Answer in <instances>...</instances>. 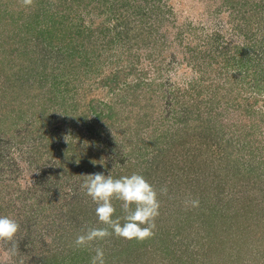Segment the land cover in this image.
Returning <instances> with one entry per match:
<instances>
[{
    "label": "rangeland",
    "instance_id": "rangeland-1",
    "mask_svg": "<svg viewBox=\"0 0 264 264\" xmlns=\"http://www.w3.org/2000/svg\"><path fill=\"white\" fill-rule=\"evenodd\" d=\"M24 1H12L13 8ZM119 3L124 20L139 24L144 35L129 41L133 47L107 46V64L113 63L107 75L133 68L120 73L122 83H140L137 101L129 97L121 123L107 130V174L141 173L160 207L152 237H107V264H264V0ZM97 40L105 45V38ZM252 40L262 42L253 48ZM236 46L243 50L227 62ZM95 56L105 66V47ZM197 65L209 76L200 81L206 86L200 94L191 90L203 76ZM99 93L105 101V91ZM47 113L23 141L0 143L11 158L0 164V215L20 225L15 255L0 240V264H42L45 256L55 264H91L97 248L105 260V238L75 243L88 229L105 227L82 187L85 175L105 173V128L96 124V136L81 122ZM22 118L19 133L37 120L28 113ZM191 199L199 206L185 203ZM113 204L122 216L121 202Z\"/></svg>",
    "mask_w": 264,
    "mask_h": 264
},
{
    "label": "trees",
    "instance_id": "trees-1",
    "mask_svg": "<svg viewBox=\"0 0 264 264\" xmlns=\"http://www.w3.org/2000/svg\"><path fill=\"white\" fill-rule=\"evenodd\" d=\"M12 1L14 0H0V108L8 109L0 116V143L6 144L7 139L16 136L23 141L26 133L30 135L38 131V123L41 122V125L48 119L49 108L54 112L56 120L81 122L82 127L87 126L97 136L99 132H93L92 128L96 124L105 128V101L99 100V92L105 91V66H102L95 54L105 45L95 41L100 37L105 38V19H99L105 16V0H37L36 5L31 0H25L23 6L16 9L13 8ZM119 2L120 0H107V25L115 20L112 29L107 26V36L111 32L115 34L107 42L109 47L138 40L144 35L139 30V24L129 19L124 20L126 17L120 11ZM230 8L233 9L234 6ZM95 31L99 38H93ZM216 40L217 37L212 38V41ZM259 42L262 41L252 40L251 47L254 48ZM130 44L133 47L135 43ZM211 48L210 44L209 55ZM242 50L243 48L236 46L232 54L226 56V61L233 60ZM259 55L264 59V52L261 51ZM118 61L119 58L115 63ZM226 61L223 62V68L227 67ZM110 64L112 67L113 63ZM131 69L107 75V130L121 123L120 115L127 102L137 101L136 88L140 83H122L120 76L121 72L133 73ZM196 69L203 76L194 81L191 90L200 89L197 91L200 94L201 89L206 87L200 81L206 78L200 65ZM110 71L112 70L107 67V72ZM208 79L209 76L206 81ZM214 95L211 94L212 97ZM129 97L132 100H128ZM33 105L38 108V112ZM27 113L29 116H37V120L33 123L29 121L26 124L27 130L19 133L17 122L24 119L22 115ZM110 140L113 137L110 136ZM53 150L54 148L51 151ZM3 151L0 146V164H7L6 160H11L10 154L6 156ZM62 156L67 158L64 154ZM68 158L75 163V157ZM79 159L84 166L88 164L85 158ZM46 257L43 260L41 257L42 264H55Z\"/></svg>",
    "mask_w": 264,
    "mask_h": 264
},
{
    "label": "clouds",
    "instance_id": "clouds-1",
    "mask_svg": "<svg viewBox=\"0 0 264 264\" xmlns=\"http://www.w3.org/2000/svg\"><path fill=\"white\" fill-rule=\"evenodd\" d=\"M85 177L82 185L85 194L96 204L97 220L107 227L88 229L85 234L76 237L77 245L110 235L142 241L155 234V219L159 215L160 201L156 189L141 173L113 177L101 171ZM161 191L166 192L167 189L162 188ZM113 200L121 202L122 216L115 215ZM185 203L192 207L199 206L198 199L187 200ZM19 228L20 225L15 219L0 215V240L10 244L9 255H15L18 251L14 238ZM91 264H105L102 249L95 250Z\"/></svg>",
    "mask_w": 264,
    "mask_h": 264
}]
</instances>
